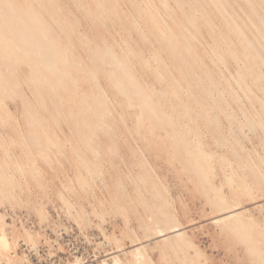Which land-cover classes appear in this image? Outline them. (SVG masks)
<instances>
[{
	"label": "rangeland",
	"instance_id": "374dc122",
	"mask_svg": "<svg viewBox=\"0 0 264 264\" xmlns=\"http://www.w3.org/2000/svg\"><path fill=\"white\" fill-rule=\"evenodd\" d=\"M116 263L264 264V0H0V264Z\"/></svg>",
	"mask_w": 264,
	"mask_h": 264
},
{
	"label": "bare ground",
	"instance_id": "6f19581e",
	"mask_svg": "<svg viewBox=\"0 0 264 264\" xmlns=\"http://www.w3.org/2000/svg\"><path fill=\"white\" fill-rule=\"evenodd\" d=\"M179 26V25H178ZM20 32V31H19ZM32 34H33V32H32ZM16 45V44H15ZM36 46V45H35ZM37 46H39V44L37 45ZM47 67V66H46ZM45 67V68H46ZM186 71V70H185ZM121 82V81H120ZM121 84V83H120ZM223 109V108H222ZM210 112H212V111H210ZM234 112V111H233ZM222 115V114H221ZM40 125V124H39ZM38 142V141H37ZM251 198V197H250ZM2 233H4V232H2ZM2 237H4V236H2ZM4 239H6V237H4ZM3 241V240H2ZM5 241V240H4ZM8 241V240H7ZM7 243V242H6ZM2 244V243H1ZM2 246H3V244H2ZM5 247V246H4ZM3 247V248H4ZM2 248V247H1ZM10 248V247H9ZM5 250H6V248H5ZM10 250V249H9ZM138 251V250H137ZM22 262V261H21ZM116 264H118V263H116Z\"/></svg>",
	"mask_w": 264,
	"mask_h": 264
}]
</instances>
